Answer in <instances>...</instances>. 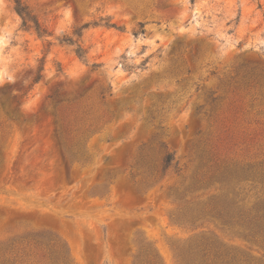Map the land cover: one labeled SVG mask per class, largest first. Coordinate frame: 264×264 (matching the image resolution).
Wrapping results in <instances>:
<instances>
[{
    "label": "rangeland",
    "instance_id": "1",
    "mask_svg": "<svg viewBox=\"0 0 264 264\" xmlns=\"http://www.w3.org/2000/svg\"><path fill=\"white\" fill-rule=\"evenodd\" d=\"M23 1L50 36L0 0V262L59 241L75 264H264V243L190 219L264 201V0ZM76 30L85 60L61 43ZM162 143L178 167L155 180L137 162Z\"/></svg>",
    "mask_w": 264,
    "mask_h": 264
},
{
    "label": "trees",
    "instance_id": "2",
    "mask_svg": "<svg viewBox=\"0 0 264 264\" xmlns=\"http://www.w3.org/2000/svg\"><path fill=\"white\" fill-rule=\"evenodd\" d=\"M14 11L21 19V28L24 31L34 32L40 38L50 36L47 28L32 13L23 0H14ZM100 21H105V26L108 28H117L116 24L112 23L111 18H102ZM98 24V22L94 23V25ZM89 26L90 24L86 25V27ZM140 27V32L144 33V25L141 24ZM75 35L78 37L77 40L73 37H67L61 40V43L75 46L77 56L80 59L85 60L87 51L80 43L82 31L76 30ZM138 35L139 33H135V36ZM44 69L45 60L43 59L29 86V90H32L35 85L43 80ZM137 163L138 165L142 163L140 169L143 170V173L150 175V177L155 180L158 178H164L168 172L172 169H177L178 167L175 152L171 151L165 143L161 144L159 158L155 160V163L148 161L145 156H141ZM230 173V171H227L224 173V176H229ZM238 199L237 195L235 196L233 194V196H230V193L225 194L216 201L210 202L205 208V211L204 208L201 210V214L190 218L192 220L191 222L199 221L202 217H205L209 220L219 222L230 230H237L239 234L251 241L264 243V201L249 207L245 204L244 200L239 201ZM176 220L178 222L185 220L189 221V218H187L186 214H183V211L180 208ZM36 244V248L39 249L41 253L40 256L38 253H36L35 256H39L41 262H16L15 260L14 262H0V264H75L71 257V253L64 245L60 244L59 241H55L51 244H44L41 242ZM146 256L147 261L138 262V264H160V262H156V258L152 253L147 251ZM214 258L217 262H181V264H242V262H237V254L228 250L218 249L215 252Z\"/></svg>",
    "mask_w": 264,
    "mask_h": 264
},
{
    "label": "water",
    "instance_id": "3",
    "mask_svg": "<svg viewBox=\"0 0 264 264\" xmlns=\"http://www.w3.org/2000/svg\"><path fill=\"white\" fill-rule=\"evenodd\" d=\"M12 86H13V85L6 84V85H4L3 88H4L5 90H8V89L12 88Z\"/></svg>",
    "mask_w": 264,
    "mask_h": 264
}]
</instances>
